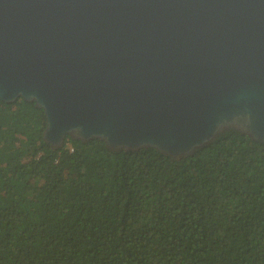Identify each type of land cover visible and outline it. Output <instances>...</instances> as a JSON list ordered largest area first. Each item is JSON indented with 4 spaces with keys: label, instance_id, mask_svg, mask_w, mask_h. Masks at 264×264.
<instances>
[{
    "label": "water",
    "instance_id": "95a60500",
    "mask_svg": "<svg viewBox=\"0 0 264 264\" xmlns=\"http://www.w3.org/2000/svg\"><path fill=\"white\" fill-rule=\"evenodd\" d=\"M18 97L53 149L264 143V0H0V100Z\"/></svg>",
    "mask_w": 264,
    "mask_h": 264
},
{
    "label": "trees",
    "instance_id": "16d2710c",
    "mask_svg": "<svg viewBox=\"0 0 264 264\" xmlns=\"http://www.w3.org/2000/svg\"><path fill=\"white\" fill-rule=\"evenodd\" d=\"M44 126L0 100V264H264V143L229 129L176 160Z\"/></svg>",
    "mask_w": 264,
    "mask_h": 264
}]
</instances>
